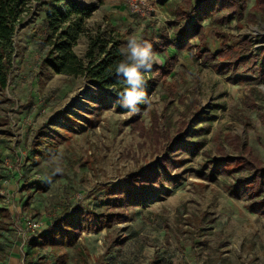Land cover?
Returning a JSON list of instances; mask_svg holds the SVG:
<instances>
[{"label": "rangeland", "instance_id": "obj_1", "mask_svg": "<svg viewBox=\"0 0 264 264\" xmlns=\"http://www.w3.org/2000/svg\"><path fill=\"white\" fill-rule=\"evenodd\" d=\"M43 1L27 4L14 36L8 86L0 91V206L11 212L9 220L0 218V264H55L51 248L32 240L61 216L104 211L110 193L154 163H162L169 177L165 189L125 211L122 222L82 232L77 247L61 251L65 264H264V197L257 199L251 186L239 195L231 189L254 173L245 160L264 167V82H253L258 74L246 70L253 64L223 72L198 52L204 45L217 54L226 40L234 49L248 41L253 55L264 54L257 0H246L242 13L217 32L205 19L204 44L198 36L186 40L192 51L181 46L187 19L166 1L74 0L97 7L66 24L84 31L73 48L80 57L90 37L112 28L127 33L121 47L131 35L153 44L168 37L154 64L169 73L147 74L149 103L124 114L114 111L110 92L104 106L85 77L42 68L48 52L38 38L47 34ZM170 1L175 9L183 2ZM66 116L77 123L68 125ZM59 126L67 128L66 139L54 143ZM44 136L49 142L39 148ZM215 163L223 170H214ZM56 168L62 171L54 174Z\"/></svg>", "mask_w": 264, "mask_h": 264}, {"label": "trees", "instance_id": "obj_2", "mask_svg": "<svg viewBox=\"0 0 264 264\" xmlns=\"http://www.w3.org/2000/svg\"><path fill=\"white\" fill-rule=\"evenodd\" d=\"M163 1H166V6L171 12H177L179 19H187L188 28L180 32L181 46L191 51L192 48L186 40L198 36L203 42L201 44L205 42L204 28L200 27L205 19L209 18L212 21L213 30L217 32L219 25L231 21L240 15L246 7V0H196L193 4L190 0H183L186 5L182 2L175 9L174 2ZM28 2L29 0H0V91H4L8 86L14 54V36L22 17L27 13ZM190 2L194 13L189 15L186 9L191 6ZM62 3L64 4L63 6H61ZM257 3L256 9L264 14V0H257ZM39 7H44L46 11L43 27L47 33L46 35H44L45 33L38 35L39 43L48 49L47 57L42 61V68L69 76L85 77L97 88L96 94L101 95L104 106H108L107 93L110 92L114 97V111L121 114L128 113V109L121 107V99L118 95L127 85L124 78L117 76L115 73L116 65L123 59L120 48L127 37V33L114 28L106 32L100 31L96 36L89 38L86 53L83 57H80L73 48L76 44V39L84 31L78 23L66 24L73 17L80 18L89 12L95 11L96 5H84L74 0H44ZM254 20V16H252L251 21ZM65 25L66 27L62 29ZM167 40L168 37L162 34V39L158 44H153L151 40L147 41L152 44L153 53H155L166 50ZM232 48L224 40L217 54L205 49L204 45L198 49V52L202 54L205 62L213 60L218 70L223 72L228 69L233 70L237 64H243L244 66L253 64L246 69L250 70L253 68L258 74V77L253 79V82H259L260 80H263L260 82H264V61L259 64L255 63L259 57H264L263 52L253 55L251 53L252 45L248 41L240 42L238 49ZM219 58L224 59L222 64H217ZM155 73H163L165 77L169 71L168 69L163 70V67L157 64H153L152 71L144 73L146 80L145 92L150 89L151 84L146 75ZM91 107L97 110L102 108L96 104ZM138 108V112H141L144 108V103L139 104ZM65 122L68 125L77 123L69 116L65 117ZM65 129L67 128L63 126L56 128L58 132H56V136H53L52 140L54 143H60L66 139L67 133ZM48 142V137L44 136L37 141V146L42 148L41 146H47ZM176 146L178 147L180 144H176ZM159 164L161 165L162 163L148 165L147 170L141 172L137 178L134 177L128 186L119 187L116 195L115 193H110L106 199V209L104 211L97 212L79 209L73 214L61 216L56 219L47 231L33 239L32 244L50 247L55 264H65L67 254H61V251L77 247L78 238L82 232H98L102 228L122 222L127 218L125 211L141 206L146 197L165 189V175L161 172ZM244 165L254 169V173L250 181L243 179L233 184L231 186L232 193L239 195L247 191L245 187L251 186L256 198L261 199L264 197V167H260L262 164H257L256 160H245ZM224 166L220 163H215L213 169L222 171ZM167 176L165 178H169ZM0 218L9 220L11 218L9 209L0 206ZM82 262L86 263L87 261L83 259Z\"/></svg>", "mask_w": 264, "mask_h": 264}, {"label": "clouds", "instance_id": "obj_3", "mask_svg": "<svg viewBox=\"0 0 264 264\" xmlns=\"http://www.w3.org/2000/svg\"><path fill=\"white\" fill-rule=\"evenodd\" d=\"M120 53L123 59L116 65L115 73L123 77L127 85L118 93L121 107L128 109L130 113H136L139 111V104L149 103L145 92L144 73L151 72L155 63L153 47L149 41L137 35H131L126 44L120 48ZM61 171V168H56L54 174Z\"/></svg>", "mask_w": 264, "mask_h": 264}, {"label": "built area", "instance_id": "obj_4", "mask_svg": "<svg viewBox=\"0 0 264 264\" xmlns=\"http://www.w3.org/2000/svg\"><path fill=\"white\" fill-rule=\"evenodd\" d=\"M28 222L30 223V226L33 228V229H39L40 225L39 223L35 222L33 218H29Z\"/></svg>", "mask_w": 264, "mask_h": 264}]
</instances>
